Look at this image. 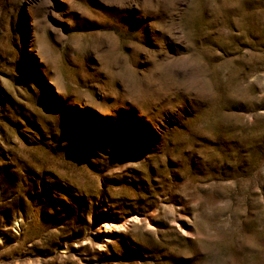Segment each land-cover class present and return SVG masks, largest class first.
Here are the masks:
<instances>
[{
  "label": "rangeland",
  "instance_id": "1",
  "mask_svg": "<svg viewBox=\"0 0 264 264\" xmlns=\"http://www.w3.org/2000/svg\"><path fill=\"white\" fill-rule=\"evenodd\" d=\"M0 264H264V0H0Z\"/></svg>",
  "mask_w": 264,
  "mask_h": 264
},
{
  "label": "bare ground",
  "instance_id": "2",
  "mask_svg": "<svg viewBox=\"0 0 264 264\" xmlns=\"http://www.w3.org/2000/svg\"><path fill=\"white\" fill-rule=\"evenodd\" d=\"M111 225H113V224H111ZM114 226V225H113ZM105 227H108V225H105Z\"/></svg>",
  "mask_w": 264,
  "mask_h": 264
}]
</instances>
